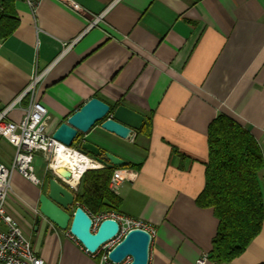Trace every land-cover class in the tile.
<instances>
[{
	"label": "crops",
	"instance_id": "0c3cea01",
	"mask_svg": "<svg viewBox=\"0 0 264 264\" xmlns=\"http://www.w3.org/2000/svg\"><path fill=\"white\" fill-rule=\"evenodd\" d=\"M72 1L80 9L70 0H40L34 9L15 0L19 25L0 42V114L19 121L41 100L52 133L93 97L144 115L130 138L100 124L83 138L129 162L116 193L120 213L155 230L148 264H194L210 253L219 225L196 202L210 123L230 116L264 154V0ZM15 153L0 135V161L10 166ZM48 169L39 185L13 173L8 213L47 264H97L69 231L37 222ZM208 264H264V222L241 255Z\"/></svg>",
	"mask_w": 264,
	"mask_h": 264
},
{
	"label": "trees",
	"instance_id": "16d2710c",
	"mask_svg": "<svg viewBox=\"0 0 264 264\" xmlns=\"http://www.w3.org/2000/svg\"><path fill=\"white\" fill-rule=\"evenodd\" d=\"M14 3L15 0H0V42L19 25ZM117 105L119 101L114 106ZM82 139L80 134L76 143ZM208 146L205 185L196 202L202 208L213 209L219 220L209 259L231 262L262 230L264 189L260 180L264 176V154L253 134L224 113L209 125ZM115 168L106 165L88 169L80 179L76 202L92 217L121 212L122 198L110 188ZM52 176L48 174V178Z\"/></svg>",
	"mask_w": 264,
	"mask_h": 264
},
{
	"label": "water",
	"instance_id": "95a60500",
	"mask_svg": "<svg viewBox=\"0 0 264 264\" xmlns=\"http://www.w3.org/2000/svg\"><path fill=\"white\" fill-rule=\"evenodd\" d=\"M144 121V115L126 105L112 107L102 99L93 97L63 121L53 132V137L66 146H72L80 134L86 135L100 122L102 129L127 139L141 130ZM77 149L85 155H92L98 162L110 168L129 165L126 159L106 151L86 138ZM59 172L67 180L72 177V172L67 169L60 168ZM47 184V191L39 196L38 223L44 218L58 228L69 231L90 252H96L102 244L118 233L120 226L113 218L102 220L93 232L91 215L76 202L72 186L63 184L56 177L48 178ZM75 204L77 206L71 213ZM151 241L152 234L148 230L133 229L111 250L110 258L120 262L131 256L130 264H148Z\"/></svg>",
	"mask_w": 264,
	"mask_h": 264
},
{
	"label": "built area",
	"instance_id": "2783aa9c",
	"mask_svg": "<svg viewBox=\"0 0 264 264\" xmlns=\"http://www.w3.org/2000/svg\"><path fill=\"white\" fill-rule=\"evenodd\" d=\"M32 9L40 0H23ZM71 6L78 10L80 5L70 0ZM100 17L96 18L91 25L96 24ZM37 76L18 98L22 99L34 87ZM5 112L0 114V135L8 138L16 147L13 163L8 166L0 161V264H47L42 256L35 250L32 241L25 236L17 221L11 216L6 208V201L11 190V178L14 172L30 182L39 185L41 180L36 176L33 161L38 153H41L48 162V168L55 176L62 177L58 167L53 165L55 155L66 148L78 151L79 145L66 146L53 137L48 130L51 119L47 107L38 99H32L26 109L25 115L19 121H8L5 119ZM94 168H101L105 165L98 162L92 155H87ZM68 170H70L68 168ZM71 171V170H70ZM129 170L119 166L114 170L110 181V188L115 192L126 178L129 177ZM68 181V180H66ZM77 190V186L74 187ZM113 218L118 221L120 228L118 233L102 244L96 252H90L83 245L87 253L97 259V264H130L131 256L125 257L122 261L116 262L110 258L111 250L125 237V235L136 228L148 230L152 235L155 233L148 223L123 213L110 212L99 215L93 221L92 231H96L102 220ZM209 254H203L194 264H208Z\"/></svg>",
	"mask_w": 264,
	"mask_h": 264
},
{
	"label": "bare ground",
	"instance_id": "6f19581e",
	"mask_svg": "<svg viewBox=\"0 0 264 264\" xmlns=\"http://www.w3.org/2000/svg\"><path fill=\"white\" fill-rule=\"evenodd\" d=\"M83 139H85V138H83ZM82 140L80 141V143L82 142ZM80 143H76L75 142L73 145H75V144L76 145H80ZM53 165L58 167V168H63V169H67V170L69 168L71 170L72 177L68 181H66L67 179H65L63 176L62 177L64 179L55 176L52 171H51L52 172L51 174L53 175L52 177H56L57 179L64 180L67 183L65 185H71L72 186L71 190L74 192V194L77 191V190L74 189V187L77 186V185L79 186L78 183H80V179H81L83 173L85 171H87L88 169H95L94 166H93L94 162H92L87 155H85V154H83V153H81L79 151H73V150L66 149V148H64V149L62 148L61 151H59V153H57L55 155V158H54V161H53ZM118 167L119 166H117V168ZM123 167H127V166H123ZM41 183H42V180H41ZM78 186H77V189H78ZM91 219H92V221H94L92 216H91Z\"/></svg>",
	"mask_w": 264,
	"mask_h": 264
},
{
	"label": "rangeland",
	"instance_id": "374dc122",
	"mask_svg": "<svg viewBox=\"0 0 264 264\" xmlns=\"http://www.w3.org/2000/svg\"><path fill=\"white\" fill-rule=\"evenodd\" d=\"M48 162L47 160L43 157V155L41 153H38L36 156H35V159L33 161V167H34V171H35V174L36 176L42 180L43 176H44V173L46 172V167H48ZM48 172L50 173L51 170L48 169ZM52 173V172H51ZM261 182V186L262 188L264 189V181H263V177L261 178L260 180ZM79 184V183H78ZM78 186V185H77ZM44 190L47 191V186L45 184V187H44ZM76 204L73 205V207L71 208V213L74 212V209L76 208ZM104 214H107V213H104ZM99 215H102V214H99ZM99 215H96V216H93V219L97 218Z\"/></svg>",
	"mask_w": 264,
	"mask_h": 264
},
{
	"label": "flooded vegetation",
	"instance_id": "af4514ba",
	"mask_svg": "<svg viewBox=\"0 0 264 264\" xmlns=\"http://www.w3.org/2000/svg\"><path fill=\"white\" fill-rule=\"evenodd\" d=\"M45 184H46V186H47V188H48V184H47V181L45 182Z\"/></svg>",
	"mask_w": 264,
	"mask_h": 264
}]
</instances>
